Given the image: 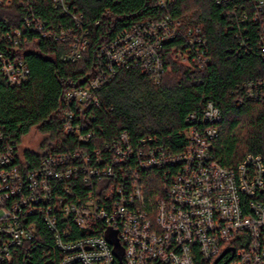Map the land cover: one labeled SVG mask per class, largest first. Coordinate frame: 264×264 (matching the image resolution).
I'll return each instance as SVG.
<instances>
[{"label": "built area", "instance_id": "1", "mask_svg": "<svg viewBox=\"0 0 264 264\" xmlns=\"http://www.w3.org/2000/svg\"><path fill=\"white\" fill-rule=\"evenodd\" d=\"M36 1L21 4L26 15L13 36L21 40L28 30L67 42L63 60H80L89 46L83 16L73 14L69 0H50L74 22L58 33L36 16ZM220 1L240 2L228 13L231 28L245 49L248 23L257 25L264 58V0ZM171 2L161 0L160 7L167 10ZM14 3L0 0V7L11 9ZM184 27L166 15L141 22L100 48L95 75L87 86L66 93L60 115L76 148L49 155L25 172L14 140L0 128V262L12 264L20 254L29 259L42 241V222L58 255L48 256L49 264H206L230 249L228 264H264V162L252 154L235 167L218 161L213 151L221 112L213 103L189 116L182 152L171 153L153 138L133 143L126 132L102 147L94 145L98 94L119 71L139 68L160 84L166 71L163 49L175 41L184 50L176 54L180 61L199 70L211 64L203 31ZM8 39L9 33L0 35V46ZM0 70L13 88L29 81L26 62L8 51L0 50ZM243 99L264 103V80L245 84ZM151 171L162 183L154 200L147 197ZM76 230L81 237L71 239Z\"/></svg>", "mask_w": 264, "mask_h": 264}, {"label": "trees", "instance_id": "2", "mask_svg": "<svg viewBox=\"0 0 264 264\" xmlns=\"http://www.w3.org/2000/svg\"><path fill=\"white\" fill-rule=\"evenodd\" d=\"M31 1L14 0L11 9L0 7V35L9 33L17 43L8 39L0 50L24 60L30 71L29 81L13 88L0 70V128L14 140L25 172L36 169L49 155L77 147L78 143L64 134L60 115L66 93L87 86L95 75L100 48L135 25L166 15L180 20L185 29L203 31L211 64L199 70L180 61L176 54L184 50L181 42L175 41L163 49L166 71L160 84L139 68L119 71L98 94L100 104L92 124L97 135L94 145L102 147L126 132L133 143L153 138L171 153L182 152L187 144L182 133L188 128L189 116L201 114L207 103H213L221 112L213 151L218 161L235 167L252 154L264 162V103L241 102L245 84L264 80V58L257 48V25L248 23L245 38H249L250 47L245 49L240 48L231 28L228 13L240 2L172 0L165 10L160 7L161 0H69L73 14L83 16L89 46L80 60L67 62L63 60L69 52L67 42L45 40L28 30L21 40L13 36L23 27L26 12L21 4ZM32 5L36 16L56 32L74 27L72 17L54 10L50 0ZM33 130L41 136L40 152L21 148ZM146 183L147 197L157 199L162 187L159 173H147ZM261 200L264 203V195ZM40 223L42 241L35 243L29 259L20 254L12 264H49L48 256L57 258L52 235ZM80 237L76 230L71 239ZM228 254L218 264H228L233 258Z\"/></svg>", "mask_w": 264, "mask_h": 264}, {"label": "rangeland", "instance_id": "3", "mask_svg": "<svg viewBox=\"0 0 264 264\" xmlns=\"http://www.w3.org/2000/svg\"><path fill=\"white\" fill-rule=\"evenodd\" d=\"M41 136L37 130H33L23 141L21 148L31 150L33 152H40L39 144Z\"/></svg>", "mask_w": 264, "mask_h": 264}, {"label": "water", "instance_id": "4", "mask_svg": "<svg viewBox=\"0 0 264 264\" xmlns=\"http://www.w3.org/2000/svg\"><path fill=\"white\" fill-rule=\"evenodd\" d=\"M233 251V249H230V250H227V251H225L221 256H220V258L218 259V260H216L215 261V263H213V264H218L230 251Z\"/></svg>", "mask_w": 264, "mask_h": 264}]
</instances>
